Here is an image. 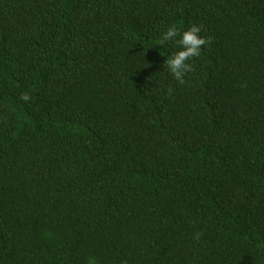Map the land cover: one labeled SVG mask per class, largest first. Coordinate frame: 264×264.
<instances>
[{
  "label": "trees",
  "instance_id": "obj_1",
  "mask_svg": "<svg viewBox=\"0 0 264 264\" xmlns=\"http://www.w3.org/2000/svg\"><path fill=\"white\" fill-rule=\"evenodd\" d=\"M89 257L264 264V0H0V264Z\"/></svg>",
  "mask_w": 264,
  "mask_h": 264
},
{
  "label": "clouds",
  "instance_id": "obj_2",
  "mask_svg": "<svg viewBox=\"0 0 264 264\" xmlns=\"http://www.w3.org/2000/svg\"><path fill=\"white\" fill-rule=\"evenodd\" d=\"M158 45L171 51H166L164 61L161 66L179 84L186 82V76L193 71L192 58L199 57L202 47L209 43V38L202 34V26L191 23L186 28H178L175 24H170L163 29L157 41ZM173 89L168 87L166 93L171 95ZM25 100L28 97H23ZM88 264H96L94 257H89Z\"/></svg>",
  "mask_w": 264,
  "mask_h": 264
}]
</instances>
